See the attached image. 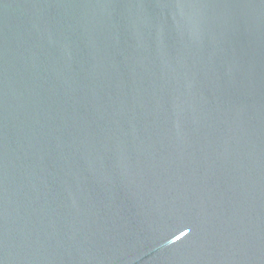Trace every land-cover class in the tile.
I'll return each instance as SVG.
<instances>
[{
    "label": "water",
    "instance_id": "obj_1",
    "mask_svg": "<svg viewBox=\"0 0 264 264\" xmlns=\"http://www.w3.org/2000/svg\"><path fill=\"white\" fill-rule=\"evenodd\" d=\"M0 264H264V0H0Z\"/></svg>",
    "mask_w": 264,
    "mask_h": 264
}]
</instances>
